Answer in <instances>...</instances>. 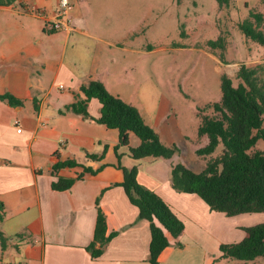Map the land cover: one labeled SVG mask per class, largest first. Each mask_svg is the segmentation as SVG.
<instances>
[{
	"label": "crops",
	"instance_id": "crops-1",
	"mask_svg": "<svg viewBox=\"0 0 264 264\" xmlns=\"http://www.w3.org/2000/svg\"><path fill=\"white\" fill-rule=\"evenodd\" d=\"M85 1L74 0L70 32L52 33L45 32L44 19L28 10L34 5L51 17L58 0L0 4V96L9 94L21 102L13 106L0 100V234L4 239L0 264H147L149 222L138 219L137 207L119 186L123 174L114 152L118 131L65 110L90 81L100 82L111 95L133 106L164 146L178 149L170 159L139 160L118 150L120 165L135 166L137 182L169 205L184 225L176 240L168 235L170 246L161 252L158 264H264L261 258L246 263L223 260L219 252L222 244L242 241L247 236L244 228L264 223V213L227 217L210 211L198 196L171 186L173 166L180 164L197 174L203 170L204 161L197 159L195 151L206 140L196 134L197 110L181 97L168 96L167 81L159 78V68L166 73L167 62L159 64L157 57L149 64L155 84L151 78L142 83L140 66L142 57L175 48L142 43L132 29L110 39L98 34L88 27V16L81 9ZM199 51L216 68L222 65L206 49ZM100 108L96 99L87 104L93 118ZM15 119L20 132L13 125ZM139 144L129 133L128 146ZM105 147L101 161L87 157L101 155ZM65 161L76 165L53 171L55 164ZM100 166L95 174L85 172ZM59 178L74 182L69 189L55 191L51 184ZM96 201L105 216V236L116 234L93 259L87 247L93 239Z\"/></svg>",
	"mask_w": 264,
	"mask_h": 264
},
{
	"label": "trees",
	"instance_id": "trees-1",
	"mask_svg": "<svg viewBox=\"0 0 264 264\" xmlns=\"http://www.w3.org/2000/svg\"><path fill=\"white\" fill-rule=\"evenodd\" d=\"M12 0H0V4ZM263 1V0H261ZM220 6H227L229 0H217ZM264 14L249 11L247 18L237 23L240 33L249 41L264 49ZM211 50H224L225 41L218 38L207 43ZM224 63L223 56H219ZM233 79L226 74L220 76V100L197 109L199 124L197 137L204 138L206 144L196 149L195 155L204 161L200 173H193L186 167L177 164L170 172L173 190L198 196L212 212L222 213L227 217L241 214L264 213V65L248 67L240 64ZM96 99L100 105L97 118L87 111V104ZM1 101L9 105H21V102L9 94L0 96ZM75 115L93 120L108 129L118 131V144L114 147L117 167L122 171L123 181L120 183L129 200L137 207L138 219L149 222L150 244L147 264H158L161 252L170 246L168 235L177 239L183 232L184 225L172 209L154 192L144 188L137 182V168H125L120 165L119 149L127 151V155L139 160L146 157L170 159L178 149L164 146L155 130L147 126L138 111L120 98L111 95L98 81H90L81 86L80 95L65 108ZM133 133L140 141L136 148L128 146V134ZM106 147L99 156L90 155L89 159L101 161ZM75 162H59L53 171L64 167H74ZM97 170L85 168L88 174ZM73 179H57L51 188L55 191L69 189ZM3 205L0 202V220ZM247 236L238 243L219 246L221 259L234 260L241 263L261 258L264 260V223L244 228ZM105 216L96 201V220L93 239L87 250L93 259L98 258L107 243L115 236H105ZM1 246L4 239L0 234ZM180 246V244L175 243Z\"/></svg>",
	"mask_w": 264,
	"mask_h": 264
},
{
	"label": "rangeland",
	"instance_id": "rangeland-1",
	"mask_svg": "<svg viewBox=\"0 0 264 264\" xmlns=\"http://www.w3.org/2000/svg\"><path fill=\"white\" fill-rule=\"evenodd\" d=\"M82 8L88 27L104 37L110 39L132 29L139 33L142 43L174 47L172 52L141 58V81L144 84L151 78L152 84L156 83V78L149 77V64L159 57V64L167 62L166 73L159 68V78L167 81L168 96L181 97L190 109L220 100L221 74L231 77L236 86L234 77L240 64L264 65V49L237 28L249 11L264 14V0H229L227 6H220L217 0H86ZM218 38L225 41L223 51L207 47ZM179 47L183 50L176 49ZM199 49H206L218 60L222 55L224 63L216 68ZM160 79L159 83H164ZM184 155L190 160L186 150Z\"/></svg>",
	"mask_w": 264,
	"mask_h": 264
},
{
	"label": "built area",
	"instance_id": "built-area-1",
	"mask_svg": "<svg viewBox=\"0 0 264 264\" xmlns=\"http://www.w3.org/2000/svg\"><path fill=\"white\" fill-rule=\"evenodd\" d=\"M74 8V0H58V7L53 16L47 17L45 13L37 8L36 6L29 7V14L39 17L45 20V32H70L72 30L70 25V15ZM60 89L63 86H59ZM13 125L15 126L17 132H20V124L19 120L15 119L13 121Z\"/></svg>",
	"mask_w": 264,
	"mask_h": 264
}]
</instances>
